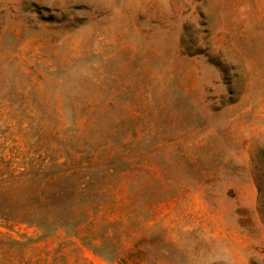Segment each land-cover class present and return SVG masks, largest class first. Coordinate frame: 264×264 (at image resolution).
<instances>
[{
	"label": "rangeland",
	"instance_id": "374dc122",
	"mask_svg": "<svg viewBox=\"0 0 264 264\" xmlns=\"http://www.w3.org/2000/svg\"><path fill=\"white\" fill-rule=\"evenodd\" d=\"M0 264H264V0H0Z\"/></svg>",
	"mask_w": 264,
	"mask_h": 264
}]
</instances>
